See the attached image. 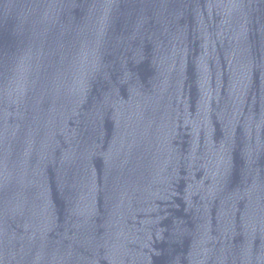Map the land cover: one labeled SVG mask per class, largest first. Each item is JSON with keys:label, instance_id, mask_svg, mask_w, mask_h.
Instances as JSON below:
<instances>
[{"label": "water", "instance_id": "water-1", "mask_svg": "<svg viewBox=\"0 0 264 264\" xmlns=\"http://www.w3.org/2000/svg\"><path fill=\"white\" fill-rule=\"evenodd\" d=\"M0 264H264V0H0Z\"/></svg>", "mask_w": 264, "mask_h": 264}]
</instances>
